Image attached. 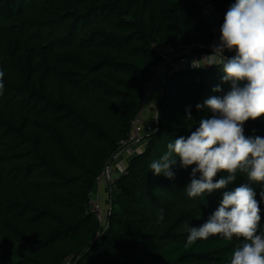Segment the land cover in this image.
Here are the masks:
<instances>
[{
  "label": "trees",
  "instance_id": "16d2710c",
  "mask_svg": "<svg viewBox=\"0 0 264 264\" xmlns=\"http://www.w3.org/2000/svg\"><path fill=\"white\" fill-rule=\"evenodd\" d=\"M234 2L0 0V264H229L239 241L216 235L185 248L184 224L202 225L244 177L189 198L191 167L177 158L173 179L149 168L211 116L196 105L230 89L222 67L168 68L155 132L122 153L120 142L144 113L158 47L210 54L216 34L205 8L220 14V27ZM244 134L264 137V117L247 121ZM118 153L124 163L106 181L100 224L90 202ZM253 187L260 200L264 184ZM260 208L264 231V201Z\"/></svg>",
  "mask_w": 264,
  "mask_h": 264
},
{
  "label": "clouds",
  "instance_id": "9594fccd",
  "mask_svg": "<svg viewBox=\"0 0 264 264\" xmlns=\"http://www.w3.org/2000/svg\"><path fill=\"white\" fill-rule=\"evenodd\" d=\"M233 52L225 56L224 52ZM193 68L221 66L222 81L230 84L223 95H213L206 107L210 117H202L190 135L179 136L167 144V151L149 168L154 175L174 178L172 166L191 167L190 182L184 191L189 198L227 188L238 175L245 182L225 191L218 208L199 227L185 223V248L198 240L220 235L239 243L230 253L229 264H264V231L261 230L260 202L253 185L264 184V137L244 134L247 121L264 117V0H235L224 15L219 43L212 52L191 62ZM4 71L0 70V95L4 90ZM214 92L222 91L219 86ZM158 113V112H157ZM159 118V113L154 119ZM191 120L190 113L187 116ZM155 131V130H153ZM199 173V178H197ZM218 175L220 179L214 178ZM165 218L158 212V222Z\"/></svg>",
  "mask_w": 264,
  "mask_h": 264
},
{
  "label": "built area",
  "instance_id": "2783aa9c",
  "mask_svg": "<svg viewBox=\"0 0 264 264\" xmlns=\"http://www.w3.org/2000/svg\"><path fill=\"white\" fill-rule=\"evenodd\" d=\"M205 12L207 15H210L212 17V21L214 22V31L216 34V40L214 43H219V36H220V27H218L217 23L221 19V16L218 12H216L210 5H207L205 8ZM213 43V44H214ZM212 44V45H213ZM212 45L208 47L207 49L212 52ZM158 56L160 58V68L158 72L153 76L152 80L147 83L145 88V99L150 95V93L154 90L157 82L159 80H162L163 75L165 74L166 70L169 68L170 70H178L181 68H184L186 66H191L192 60H189L191 54L193 53L190 46H179V47H172V46H159L158 47ZM225 56H232L233 52H228L225 50L224 52ZM157 115L150 118L148 121L145 120L142 117V114L140 113L137 117V121L133 124L131 133L128 135L127 140L120 142V149L122 150L120 153L124 151H128L131 146H134L135 144L139 143L141 138H143L146 135H149L156 130L155 127L158 125V119H154ZM120 153L117 154L116 157L120 155ZM121 171V169L119 168ZM112 173L113 170L109 167H106L105 172L103 173V177L109 182L112 179ZM91 206V212L94 213L96 219L100 224L103 223L104 218L106 217L108 213V209L103 208L100 204V202L96 200H92L90 202Z\"/></svg>",
  "mask_w": 264,
  "mask_h": 264
},
{
  "label": "crops",
  "instance_id": "0c3cea01",
  "mask_svg": "<svg viewBox=\"0 0 264 264\" xmlns=\"http://www.w3.org/2000/svg\"><path fill=\"white\" fill-rule=\"evenodd\" d=\"M163 79V78H162ZM161 85H162V80H159L154 88V90L150 93V95L146 98L145 100V104L147 105L148 109L149 107L155 102V97L158 94H160L161 91ZM144 113L146 115V119L147 115L149 117L150 112L148 110H144ZM144 118V117H143ZM131 153H133V151H131ZM125 160V159H124ZM113 162V163H112ZM112 165H111V169L113 170L114 174L115 172H117L119 170V168H122V165L124 163L123 160H119L118 157L114 156V159L112 160ZM117 176V175H116ZM106 180V179H105ZM107 181V180H106ZM106 181H102L101 183L98 184L96 192L92 195V197L94 199H97L100 203L102 202L101 200L105 197V195H107L109 193V184H107Z\"/></svg>",
  "mask_w": 264,
  "mask_h": 264
},
{
  "label": "rangeland",
  "instance_id": "374dc122",
  "mask_svg": "<svg viewBox=\"0 0 264 264\" xmlns=\"http://www.w3.org/2000/svg\"><path fill=\"white\" fill-rule=\"evenodd\" d=\"M233 55H234V53H233ZM204 56H206V55H196V54L192 53L191 56H190V58H189V60H192V61L193 60H200ZM157 94H158V92H157ZM158 96L159 95H156V99L158 98ZM156 99H155V102H154L153 106L151 105L149 107V109H148V107H147L146 104L144 106L145 107V110H148L150 112L149 119L152 118V117H154L157 114V112H156ZM142 117H144V119H145V120H143L144 122L147 121L145 113L142 114ZM106 197L107 196L105 195V197L101 201H103L102 203H103L104 206L109 207L110 204H109L108 198H106Z\"/></svg>",
  "mask_w": 264,
  "mask_h": 264
},
{
  "label": "water",
  "instance_id": "95a60500",
  "mask_svg": "<svg viewBox=\"0 0 264 264\" xmlns=\"http://www.w3.org/2000/svg\"><path fill=\"white\" fill-rule=\"evenodd\" d=\"M163 83H162V87H161V92H160V95H162V92H163ZM159 95V99L161 98V96ZM114 158H112V160H113ZM112 160H111V162H112ZM111 162L106 166V167H109V165L111 164Z\"/></svg>",
  "mask_w": 264,
  "mask_h": 264
}]
</instances>
